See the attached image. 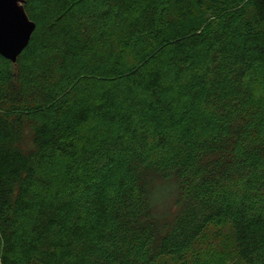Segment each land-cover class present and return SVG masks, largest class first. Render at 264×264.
<instances>
[{
	"label": "trees",
	"instance_id": "trees-1",
	"mask_svg": "<svg viewBox=\"0 0 264 264\" xmlns=\"http://www.w3.org/2000/svg\"><path fill=\"white\" fill-rule=\"evenodd\" d=\"M23 1L0 264H264V0Z\"/></svg>",
	"mask_w": 264,
	"mask_h": 264
},
{
	"label": "water",
	"instance_id": "water-1",
	"mask_svg": "<svg viewBox=\"0 0 264 264\" xmlns=\"http://www.w3.org/2000/svg\"><path fill=\"white\" fill-rule=\"evenodd\" d=\"M36 25L29 19L23 0H0V56L16 66Z\"/></svg>",
	"mask_w": 264,
	"mask_h": 264
},
{
	"label": "rangeland",
	"instance_id": "rangeland-1",
	"mask_svg": "<svg viewBox=\"0 0 264 264\" xmlns=\"http://www.w3.org/2000/svg\"><path fill=\"white\" fill-rule=\"evenodd\" d=\"M257 93L260 94V95L264 94V87H259V88H257ZM161 192L163 193V190H162ZM160 197H161V196H160ZM169 205H170L169 202L166 203V204H163V206H161V208H160L159 211H163V210L165 211V209H166Z\"/></svg>",
	"mask_w": 264,
	"mask_h": 264
}]
</instances>
